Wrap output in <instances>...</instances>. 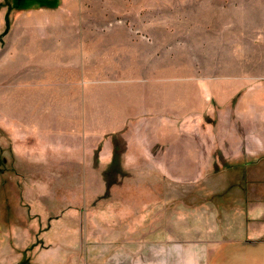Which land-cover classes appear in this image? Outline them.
<instances>
[{
    "label": "crops",
    "instance_id": "1",
    "mask_svg": "<svg viewBox=\"0 0 264 264\" xmlns=\"http://www.w3.org/2000/svg\"><path fill=\"white\" fill-rule=\"evenodd\" d=\"M99 5V0H61L57 10L17 16L5 42L0 39V120L12 123L24 113L25 121L19 122L29 128L26 131L54 123V117L61 124L65 121L60 120V111L66 107L71 86L82 98L74 106L81 110L74 123L153 125L157 141L184 135L175 130L162 133V125L205 123L211 115L205 97L211 93L212 99H224V88L194 86L185 63L193 58L184 53V34L178 31L190 22L177 21L175 28L174 22L109 21L113 13L107 6L105 19H98ZM6 29L1 20L0 34ZM103 77L104 84L114 90L122 86L127 94L99 103L91 96L87 99ZM194 134L208 135L186 133ZM146 135L140 132L137 139L145 140ZM213 153L189 151L184 164L176 156H169L165 164L158 151L146 149L127 152L119 165L112 163L114 152L100 151V163L90 166V186L97 190L86 200L90 208L79 209L81 200H74L50 218L48 207L41 217L48 227L38 244L34 234L20 245L27 226L16 224L9 234L13 244L0 239V250L12 254L8 264H20L31 245L36 246L31 264H221L213 257L218 260L224 252L235 254L232 264H264V196H256L255 190L241 198L220 196L230 181L225 175L211 178L209 174L220 172L227 159L219 154L221 162L215 164ZM182 185L187 186L190 204L178 203L185 198L171 195ZM103 186L111 189L108 196L98 191ZM233 190L241 193L239 186ZM240 203H244L238 211L247 218V238L228 239L224 223Z\"/></svg>",
    "mask_w": 264,
    "mask_h": 264
},
{
    "label": "rangeland",
    "instance_id": "2",
    "mask_svg": "<svg viewBox=\"0 0 264 264\" xmlns=\"http://www.w3.org/2000/svg\"><path fill=\"white\" fill-rule=\"evenodd\" d=\"M106 1L99 0L98 19H105L107 6L109 13H113L109 21L174 22L175 28L179 26L177 21L190 22L189 26L184 25L185 29L178 31L184 34L183 42L187 46L184 53L193 58V61L188 59L185 62L195 79L193 84H218L224 88L225 97L212 99L211 93L205 97L207 99L204 100L210 103L211 115L201 125L161 126L162 133L175 130L184 134L177 140L157 141L153 135L157 126L153 125L74 123V120H79L81 111L74 106L82 98L80 92L74 91L71 86L67 88L72 91H67L65 95L66 107L60 111V120L65 121L61 124H56L57 117H54L51 118L54 123L34 126V131H26L29 128H22L19 122L25 121L24 113H19L12 123L0 120V239L9 244H13L9 234L16 224L27 226L19 239L20 245L32 235H36L37 242L34 244H38L39 235L48 227L41 220L48 207L52 212L50 218H56L62 213L64 205L74 200H81L77 208H90L86 200L97 192L90 186V166L100 163L99 152L105 149L114 152L112 163L119 165L127 152L137 154L138 151L155 149L161 154L158 158L161 157L162 163L167 164L169 156H176L178 163L184 164L189 151L212 150L215 164L221 162L219 154L227 159L223 171L218 167L222 172L209 174L211 178L225 175V179H229L225 194L220 196L241 198L249 196L250 190H255L258 197L264 196V0ZM22 2V8L17 9L14 8V1L9 6L6 0H0V21L4 20L7 25L6 31L0 34L2 43L19 14L37 13L43 9L57 10L61 4V0ZM93 15L94 12L91 13ZM105 79L99 78L96 91L87 94V99L91 96L99 103L127 94L122 86L114 90L104 84ZM143 131L148 134L146 139H137ZM186 133L208 135L201 138ZM235 186L241 187V193H235ZM108 189V186H103L98 191L108 196ZM186 192L187 186L182 185L172 189L171 195L185 198L178 203L186 204L191 200V197H186ZM217 197L215 195L210 199ZM67 207L74 208L73 205ZM234 207L227 214L229 217L224 223V231L228 239L243 240L247 238V218L239 213L238 207H244V203ZM20 213L24 220L18 217ZM34 246L26 249L23 260L30 262ZM234 255L224 252L217 257L218 260L215 256L213 260L232 264ZM12 261V254L2 248L0 264Z\"/></svg>",
    "mask_w": 264,
    "mask_h": 264
},
{
    "label": "trees",
    "instance_id": "3",
    "mask_svg": "<svg viewBox=\"0 0 264 264\" xmlns=\"http://www.w3.org/2000/svg\"><path fill=\"white\" fill-rule=\"evenodd\" d=\"M7 1V3H8V5L9 6H12V2L14 1V4H16L15 5V7L14 8H22V1L23 0H11V2H10V0H6ZM26 3H31V1H33V0H24ZM20 264H31L28 260H23Z\"/></svg>",
    "mask_w": 264,
    "mask_h": 264
}]
</instances>
